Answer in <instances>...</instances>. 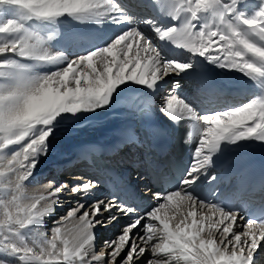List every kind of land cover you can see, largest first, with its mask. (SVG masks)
<instances>
[{
    "label": "snow or ice",
    "instance_id": "snow-or-ice-1",
    "mask_svg": "<svg viewBox=\"0 0 264 264\" xmlns=\"http://www.w3.org/2000/svg\"><path fill=\"white\" fill-rule=\"evenodd\" d=\"M121 108L146 138L168 139L162 154L187 133L188 163L172 173L144 157L160 185L146 184L150 203L101 179L99 160V176L43 177L60 139ZM112 132L114 150L142 143L131 123ZM256 148L264 0H0V264H260ZM41 179L46 194H30Z\"/></svg>",
    "mask_w": 264,
    "mask_h": 264
},
{
    "label": "bare ground",
    "instance_id": "bare-ground-1",
    "mask_svg": "<svg viewBox=\"0 0 264 264\" xmlns=\"http://www.w3.org/2000/svg\"><path fill=\"white\" fill-rule=\"evenodd\" d=\"M185 87H187V85ZM126 113H127V110L123 108L117 111H113L101 117L100 119L91 122L90 126L82 125L81 127L84 130L74 134L72 137H66V138L60 139L59 142L56 144L55 149L53 150L51 155L48 157V159L45 160L40 165V170H41L43 177H47L51 172L55 173L57 171L56 173H59L60 170H66L70 172L77 171L76 173L71 174L72 176L80 175V174H84L86 177L96 176L95 174H92V175L88 174L87 172H91V171L87 169L86 167L85 168L82 167V165L80 164L81 161L77 158L79 157L77 151L83 149V145L93 144V143H98L102 146H106L105 149L111 148L112 150H114L113 145L115 141H114V134L112 132V129L119 127L123 125L124 123L132 124L134 121V118L128 117ZM119 151L120 149L114 150L113 153H117ZM258 151H259V148L254 149L250 156H254V157L257 156ZM73 164H76V166H72ZM68 175L64 177L58 176V179L59 178L60 179L64 178V180L71 179L72 176H68ZM42 180L43 179H41L40 182ZM35 184L37 183L34 182L32 185L28 187V192L30 194H40V193L46 194L47 185H45L42 188L35 189L32 187ZM102 189L103 191L100 193L101 196H103L106 192H108L103 186H102ZM70 204L71 203H68L67 201L65 206L70 205ZM70 226L71 224H69V227ZM118 228L117 230H113L114 234L118 232ZM102 232H101V235H102ZM106 232H107V229H106ZM104 238H109V237L105 236ZM258 254L260 255L259 259H261L260 264H264V252H258Z\"/></svg>",
    "mask_w": 264,
    "mask_h": 264
},
{
    "label": "rangeland",
    "instance_id": "rangeland-1",
    "mask_svg": "<svg viewBox=\"0 0 264 264\" xmlns=\"http://www.w3.org/2000/svg\"><path fill=\"white\" fill-rule=\"evenodd\" d=\"M57 172V171H56ZM55 172V173H56ZM77 171H73V172H70V171H66V170H60V172L59 173H54V172H51L46 178H48V179H51L53 176H55L57 179H58V176H67L68 174V176H72L71 174H73V173H76ZM79 173V172H78ZM58 180H60L61 182H63L64 181V178H59ZM45 185H47V179H43L41 182H39V183H37V184H35V185H33L32 187L33 188H42V187H44ZM66 202L67 201H65L64 202V211H61V212H59V214H58V217H59V215H64L65 214V212H66V210H67V208L69 207V206H74V202H70V201H68V203H71L70 205H67V206H65V204H66ZM57 217V218H58ZM119 227V225H110V227H108L107 228V232H106V229L105 230H103V232H102V237L104 238L105 236L106 237H110L111 235V237H113V235H114V232H113V230H117V228ZM109 231V232H108ZM113 232V233H112ZM259 254H258V259H259ZM260 261H261V259H259Z\"/></svg>",
    "mask_w": 264,
    "mask_h": 264
}]
</instances>
